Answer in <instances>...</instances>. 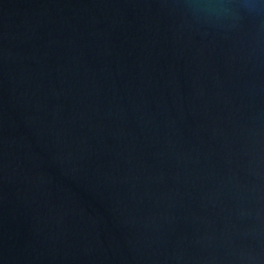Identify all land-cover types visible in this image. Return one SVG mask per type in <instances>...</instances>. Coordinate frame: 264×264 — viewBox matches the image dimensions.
I'll list each match as a JSON object with an SVG mask.
<instances>
[{
  "label": "water",
  "instance_id": "95a60500",
  "mask_svg": "<svg viewBox=\"0 0 264 264\" xmlns=\"http://www.w3.org/2000/svg\"><path fill=\"white\" fill-rule=\"evenodd\" d=\"M0 0V264H264V10Z\"/></svg>",
  "mask_w": 264,
  "mask_h": 264
},
{
  "label": "clouds",
  "instance_id": "9594fccd",
  "mask_svg": "<svg viewBox=\"0 0 264 264\" xmlns=\"http://www.w3.org/2000/svg\"><path fill=\"white\" fill-rule=\"evenodd\" d=\"M204 7L233 13L244 10L251 14L264 10V0H218L217 3H209L204 5Z\"/></svg>",
  "mask_w": 264,
  "mask_h": 264
}]
</instances>
